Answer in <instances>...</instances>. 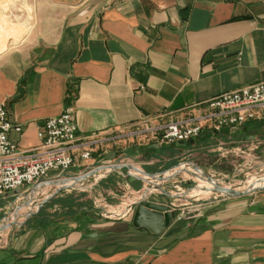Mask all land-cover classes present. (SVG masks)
<instances>
[{
	"label": "crops",
	"instance_id": "0c3cea01",
	"mask_svg": "<svg viewBox=\"0 0 264 264\" xmlns=\"http://www.w3.org/2000/svg\"><path fill=\"white\" fill-rule=\"evenodd\" d=\"M34 2L37 18L53 22L0 52V104L23 128L10 137L21 150L37 149L41 124L72 107L80 145L71 170L120 167L89 191L48 199L0 247V264H264V190L222 198L161 234L131 221V205L144 194L167 203L145 189L157 176L167 179L218 138L264 123L219 132L205 124L199 137L172 143L156 132L170 121L204 122L213 98L264 80V0ZM85 149L88 160L80 157ZM137 167L142 181L131 174ZM120 182L135 201L110 196ZM94 194L122 209L100 215Z\"/></svg>",
	"mask_w": 264,
	"mask_h": 264
},
{
	"label": "rangeland",
	"instance_id": "374dc122",
	"mask_svg": "<svg viewBox=\"0 0 264 264\" xmlns=\"http://www.w3.org/2000/svg\"><path fill=\"white\" fill-rule=\"evenodd\" d=\"M40 6L34 0H0V17L8 19L10 24H21L25 29L21 35H13L0 43V52L16 47L22 42L26 43L33 37H38L34 33L45 24L53 22L51 19L37 18ZM218 139L217 143L208 144L202 154L196 157V160L178 162L173 171L180 170L178 173L180 177L174 175L166 179L163 175H159L145 188L147 192H156L158 196L165 197L170 208L176 212L174 221L179 227L199 217L203 210L212 207L209 206L210 204L222 198L231 197V195L220 193L206 185L215 183L237 191H249L252 187L256 188L247 194L264 190V184H258L259 181L264 180V123L258 126H244L236 135H233L232 140L226 141L222 137ZM116 165L119 163L100 164L83 172L69 170L60 180H72L70 183L73 184V187H62L63 183L47 187L25 186L15 192L0 196V247L5 245L7 238L21 234L23 222L41 208L39 206L42 202L63 190L89 191L95 181L99 182L110 169L115 170L114 166ZM192 165L198 166L206 176L193 168ZM91 171H94L92 176L84 177L80 181L73 180L75 177L85 176ZM130 171L132 175L137 174L141 178L133 176L135 179L142 181L146 177V173L140 167ZM254 181L255 186L253 185ZM205 188L210 189L209 194H203ZM130 190L120 182L110 196H116L118 200L135 201L137 197L132 198L128 193ZM146 196L148 195L146 194ZM92 200V206L100 210V215L111 217L114 216L113 212H120L122 209L120 206H102L100 197L96 194L93 195Z\"/></svg>",
	"mask_w": 264,
	"mask_h": 264
},
{
	"label": "built area",
	"instance_id": "2783aa9c",
	"mask_svg": "<svg viewBox=\"0 0 264 264\" xmlns=\"http://www.w3.org/2000/svg\"><path fill=\"white\" fill-rule=\"evenodd\" d=\"M208 107L210 111L204 122L170 121L160 126L156 129L160 140L166 143L193 140L202 134L205 124L219 132L224 128H236L249 120H264V80L224 92L213 98ZM12 131L22 134L23 128L11 121L5 104H0V196L25 186L60 180L76 166L80 144L72 107L41 124L37 132L40 141L37 149L21 150L10 137ZM80 157L88 160L91 151L83 150Z\"/></svg>",
	"mask_w": 264,
	"mask_h": 264
},
{
	"label": "water",
	"instance_id": "95a60500",
	"mask_svg": "<svg viewBox=\"0 0 264 264\" xmlns=\"http://www.w3.org/2000/svg\"><path fill=\"white\" fill-rule=\"evenodd\" d=\"M192 166H193V168L197 169L202 175H205L203 173V171L198 166H196V165H192ZM114 167H115V169H117L120 166L116 165ZM179 172H180V170H178L177 172H174L173 174H171L168 177L171 178L174 175H177ZM93 173H94V171H91L87 175L75 177L73 180L74 181H80L84 177L92 176ZM133 176L135 177V175H133ZM61 183H63V185H61L62 187H73L72 186L73 184L70 183L69 180H65V179L64 180L63 179L62 180H50V181L43 182V183L36 185V186H40V185H44V184L46 186H49V185L61 184ZM213 184H214L213 188L216 191H218L220 193H225V194H228L231 196L245 195V194L253 191L254 189H256L255 187H252L249 189V191H237L233 188H226V187L219 186L215 183H213ZM46 201L42 202L40 204L39 208L42 207V205H44V203ZM131 209L133 210L132 211V219H131L133 227L144 228L152 234H161L169 226H171V224L174 222V220L176 218V212L170 208V205L168 203H164V202L161 203V202L149 200V199H147L146 194L144 196H142V198L140 200L132 203Z\"/></svg>",
	"mask_w": 264,
	"mask_h": 264
},
{
	"label": "bare ground",
	"instance_id": "6f19581e",
	"mask_svg": "<svg viewBox=\"0 0 264 264\" xmlns=\"http://www.w3.org/2000/svg\"><path fill=\"white\" fill-rule=\"evenodd\" d=\"M10 23L11 22H9L8 19L0 17V40H5V39H8V38H11V36L13 37V35H17V36L21 35L23 30H25V29H23L24 27L21 26V24L13 25V24H10ZM107 168H110V167H107ZM183 168H186V167L183 166ZM69 181H72V180H69ZM254 183H255V181L253 182V185L255 186ZM258 184L259 185L264 184V180L259 181ZM40 186L47 187L45 184L44 185H40ZM206 186L209 187V188H211V187L213 188L214 187V185H211V184L210 185H206ZM209 193H210V189L205 188V191L203 192V194L205 195V194H209Z\"/></svg>",
	"mask_w": 264,
	"mask_h": 264
}]
</instances>
